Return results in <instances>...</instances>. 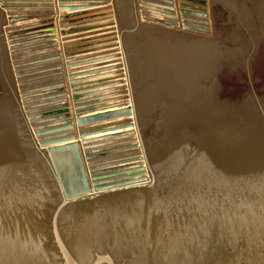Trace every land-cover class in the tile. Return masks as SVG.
Wrapping results in <instances>:
<instances>
[{
    "label": "water",
    "instance_id": "95a60500",
    "mask_svg": "<svg viewBox=\"0 0 264 264\" xmlns=\"http://www.w3.org/2000/svg\"><path fill=\"white\" fill-rule=\"evenodd\" d=\"M51 1L0 0V264H264V0H209L213 38L113 0L118 51L68 57L76 126L58 65L28 81L58 57L20 59L17 31L75 11ZM179 1L210 36L208 0ZM89 84L113 101L80 109Z\"/></svg>",
    "mask_w": 264,
    "mask_h": 264
},
{
    "label": "crops",
    "instance_id": "0c3cea01",
    "mask_svg": "<svg viewBox=\"0 0 264 264\" xmlns=\"http://www.w3.org/2000/svg\"><path fill=\"white\" fill-rule=\"evenodd\" d=\"M60 0H52L51 3V9H74L75 11H71V12H67L64 14H59V16L57 15H53L51 18H53L54 23L47 25V26H36V27H32V28H28V29H24V30H19L16 33H27V32H32V34H28L26 36H20L21 37H32V35L34 37L38 36V35H43L44 33H55L51 36H45L42 38H33L31 40H28L26 42H22V43H32V42H37L40 40H45V39H50V38H54L55 40H51L49 42H42L41 44H33L31 46H27L29 49L31 48H35V47H39L41 45H47V44H54L53 46L50 47H46V48H40V49H35V50H31L28 52H25L27 54H31L30 56L27 57H22V59L25 60H36L39 58H45V57H49L51 55H54L56 57H58V59H60L59 63H61L60 68L62 70L63 73V78L65 80V84L66 87L65 89L67 90V95H68V101H69V105L70 108L69 110L71 111V116L73 118L74 124H75V106H74V102H73V96H72V91H71V81L69 80V75H68V66H67V61L69 59L66 58L67 54L66 53H71L75 54V53H81L84 51H88L89 48H86L88 45H95V47H98L96 45H103V46H99V47H109L111 50H108L106 52H101V53H115L118 51V49H114V47H118L119 43H118V29L116 26V16H113L111 13L108 12H104V9L107 10L109 9L107 6V1L109 0H104L105 2H102V0H93V1H97V2H102V3H106L105 5H98V4H89V5H66V6H57L56 2H58ZM66 1H83V0H66ZM176 4L177 7V15L178 17H180L179 15V8H178V0H173ZM109 5V4H108ZM55 11V10H54ZM61 17H67L69 18V20H66L64 22H60ZM47 18V17H46ZM45 18L44 17H40V19L36 20V21H43ZM50 19V18H49ZM89 22H84V21H88ZM79 21V24H72V23H76ZM105 21V22H104ZM22 25V24H18L17 26ZM61 25H69V26H65L64 28H61ZM84 25H86L87 27L85 28H80L83 27ZM90 25V26H88ZM51 29L48 31H43V32H35V31H39L40 29ZM62 29H66L68 30L67 32H65L64 34L61 32ZM80 33V34H78ZM63 35H65L66 38H63ZM82 37H91L89 39H92L93 42L88 43V44H83L80 46H71L69 48H64V40L70 41L67 43V45H73L75 43H77L76 39L78 38H82ZM84 41V40H83ZM26 47V48H27ZM47 49H56V50H51L50 52H44ZM42 52L40 54H37L38 52ZM96 55V54H94ZM92 55H82V56H75L73 58V60H82V59H87L89 57L94 56ZM52 57V56H51ZM108 63H120V62H108ZM47 65H53L56 66L57 62H52L49 64H45ZM119 66V64H116ZM39 67V66H36ZM87 67H93V66H87ZM112 68V66H108L107 68H101V69H110ZM34 69V68H33ZM36 69V68H35ZM45 71H49V70H43L40 72H35V73H44ZM88 73V72H86ZM113 73V74H112ZM29 75H36V74H32L30 73ZM106 75H108L109 77L104 78ZM122 77V75L120 74V70L114 71V72H109V73H103V74H99L96 76H88L82 79H93V78H98L99 80L97 81H107V80H116V79H120ZM94 82V81H93ZM93 82H88V83H93ZM90 85V84H89ZM89 89H94V87L92 88H87L84 90H89ZM88 94L93 95L92 93H86V94H82V96H87ZM109 95H113V94H109ZM103 97L105 96H97V97H88V98H83V100H81L80 102L82 103V105L80 106V109H88L90 107H93L96 104L99 103H106L107 101H113L112 100H103L100 101L99 99H103ZM95 99L99 100L97 102H93ZM76 126V125H75ZM75 131L76 134L78 133V129H76L75 127Z\"/></svg>",
    "mask_w": 264,
    "mask_h": 264
},
{
    "label": "bare ground",
    "instance_id": "6f19581e",
    "mask_svg": "<svg viewBox=\"0 0 264 264\" xmlns=\"http://www.w3.org/2000/svg\"><path fill=\"white\" fill-rule=\"evenodd\" d=\"M172 1V3H174L173 4V6H174V9H175V13H174V15L175 16H177V22L179 23V28L177 29V31H182V32H187V31H185L184 30V23L182 22V16H181V14H180V11H179V15H180V17H178V15H177V7H176V4H175V2L173 1V0H171ZM96 1H93V0H83L82 1V3L83 4H79V5H89L88 3H95ZM102 2H105L104 0H102ZM110 3H113V0H111V1H109ZM108 2V3H109ZM107 3V2H106ZM106 3H104V4H100V5H105ZM208 3H209V7H208V13L210 14V17H209V20H210V23H211V10L209 11V9H210V2H209V0H208ZM180 5H181V2L178 0V8H179V10H181L180 8ZM173 15V14H172ZM90 20H88V21H84V22H89ZM60 22H64V21H60ZM53 24V23H52ZM63 25H61V28H64V27H62ZM88 26H90V25H88ZM36 27V26H35ZM38 27V26H37ZM84 28L85 27H87L86 25H84L83 26ZM83 27H80V28H83ZM210 28H212L213 29V26H212V23H211V26H210ZM52 29V28H51ZM51 29H49V30H51ZM43 31H48V30H45V29H40L39 31H36V32H43ZM68 31V30H67ZM66 31V29H62L61 30V32L64 34L65 32H67ZM48 33H50V32H48ZM45 34V33H44ZM55 34V33H54ZM78 34H80V33H78ZM28 35V34H27ZM53 35V34H52ZM196 35H199V36H204V35H202V34H196ZM24 36H26V35H24ZM20 36H18V38H19ZM42 37H45V36H43V35H38L37 36V38H42ZM204 37H206V36H204ZM63 38H66L65 37V35H63ZM89 38H91V37H82V38H78V39H76V41H77V43H75V44H73V45H67V43L68 42H70V41H67V40H64L63 41V43L65 44L64 45V48L66 49V48H69V47H71V46H80V45H83V44H88V43H91L93 40L92 39H89ZM50 39H53V40H55V37L54 38H50ZM84 40V41H83ZM26 41H28V40H26ZM26 41H24V42H26ZM49 41H51V40H49ZM48 41V39H45V40H40V41H37V42H32V43H30V45H28V46H31V45H33V44H41L42 42H49ZM27 44V43H26ZM48 45H50V44H47V45H41V46H39V47H33V48H31V49H29L27 46H24L22 49H28L27 51H24L21 55L23 56V57H27V56H30L31 54H27V53H25V52H28V51H31V50H35V49H40V48H46V47H50V46H53L52 44L50 45V46H48ZM27 47V48H26ZM90 47V49H88V51H84V52H81V53H83V55H85V56H87V55H94V54H96V55H94V56H92V57H89V58H87V59H94V58H96V57H100V56H104V55H107V54H110V53H101V52H96V51H98L97 49H102V47H95V45H93V44H91V45H88L86 48H89ZM51 50H56V49H47L46 51H44V52H50ZM96 52V53H95ZM106 52V51H105ZM40 53H42L41 51L40 52H38L37 54H40ZM65 54H67V56H66V58L68 59V57L69 56H72V55H77V53H75V54H72L71 55V53H70V55H69V53H66L65 52ZM20 59H22V58H20ZM23 60H25V59H23ZM83 60H85V59H83ZM59 61H60V59H58V61H55V62H57V65L58 66H56V68L57 67H60L61 66V63H59ZM39 67H34V70H36V72H40V71H43V70H48V69H46L47 67H49V65H38ZM36 68V69H35ZM61 70V69H60ZM62 71V70H61ZM61 73V75H62V77H61V79H63V82H65V80H64V78H63V73L62 72H60ZM28 74H30V73H28ZM40 74V75H39ZM30 76H34L33 78H30L28 81H39L38 83H41L42 81H40V80H42V79H49V77H51V76H53V74H42L41 75V73H38V74H36V75H30ZM71 81V80H70ZM75 81H77V80H75ZM43 83H46V82H43ZM47 83H49V82H47ZM71 83H72V81H71ZM70 83V84H71ZM36 84V83H35ZM91 85V84H90ZM63 86H64V95H65V101H66V107H67V112H68V116L70 117V118H72V116H71V111L69 110V108H70V105H69V101H68V95H67V90L65 89V87H66V84L65 83H63ZM72 86V85H71ZM92 87H100V86H89V87H87V88H92ZM87 88H83V89H87ZM72 89V88H71ZM91 90H93V89H89V90H83V91H86L87 93H92L91 92ZM72 91V90H71ZM73 93V92H72ZM94 93V92H93ZM96 93V92H95ZM90 96H92V95H90V94H88L87 96H82V98H88V97H90ZM73 102H74V100H73ZM74 104H75V102H74ZM73 119V118H72ZM74 122V121H73ZM75 125V124H74ZM79 131V130H78ZM76 132V131H75Z\"/></svg>",
    "mask_w": 264,
    "mask_h": 264
},
{
    "label": "rangeland",
    "instance_id": "374dc122",
    "mask_svg": "<svg viewBox=\"0 0 264 264\" xmlns=\"http://www.w3.org/2000/svg\"><path fill=\"white\" fill-rule=\"evenodd\" d=\"M109 1H111V0H109ZM109 4V5H108ZM107 6H109L108 8L109 9H107V10H105L104 9V12H108V13H111L113 16H115V11H114V5H113V3H108L107 2ZM209 11H210V9H209ZM211 13V12H210ZM140 15H141V13H140ZM210 21V20H209ZM211 23H212V18H211ZM208 28V27H207ZM209 30H211V35L210 36H207V35H204V36H206V37H208V38H213V36H214V34H213V29L212 28H208ZM186 33H190V34H195L196 35V33H192V32H186ZM119 47V46H118ZM118 47H114V49H117ZM120 63H122V61L120 62ZM120 74L122 75V77L120 78V80L121 81H124L123 83H126V81H127V79H126V75H125V70H120Z\"/></svg>",
    "mask_w": 264,
    "mask_h": 264
}]
</instances>
